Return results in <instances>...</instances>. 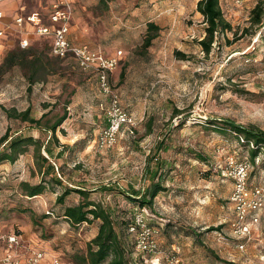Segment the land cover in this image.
<instances>
[{
    "label": "rangeland",
    "instance_id": "1",
    "mask_svg": "<svg viewBox=\"0 0 264 264\" xmlns=\"http://www.w3.org/2000/svg\"><path fill=\"white\" fill-rule=\"evenodd\" d=\"M56 1L15 0L9 6L26 13L39 10L46 16ZM198 1L67 0L75 42H87L111 55L121 51L110 82L135 125L133 133L124 128L110 149L95 144L105 124L100 108L105 98L94 73L80 70L70 57L59 60L49 56L48 39L37 36L29 26L18 27L12 22L0 36V137L19 132L37 139L46 137V133L28 129V123L8 117L9 109L19 112L29 108L35 118L45 113L44 122H53L66 112L56 135L67 148L56 157L62 147L53 145L52 157L62 168L63 183L89 189L109 186V190L91 192L88 198L111 208L120 220L130 221L141 207L119 188L147 186V170L160 166L155 180L159 179L164 189L151 205L142 208L157 231V251H138L133 236L127 234L131 264H168L169 254L188 264L264 261V222L244 250L236 247L230 232L233 186L222 174L224 158L234 155L249 160L250 185L259 183L264 174V152L253 162L250 149L236 133L208 123L229 119L264 131V20L259 27L250 24V11L260 0H247L241 6L233 0H219L232 29L217 35L209 53L199 44L205 36V23L196 9ZM148 22L159 29L152 44L143 50ZM23 38L29 42L25 48L41 51L51 67L45 74H36L31 84L30 70L18 65L1 69L7 53L21 48ZM41 180L33 146L14 163H0V234L30 235L48 243L59 253L62 264H74L71 256L85 250L99 221L70 227L61 214L63 205L55 202L62 187L54 183L55 190L34 197L25 196L19 188L21 181L36 184ZM80 198L71 193L64 205H73Z\"/></svg>",
    "mask_w": 264,
    "mask_h": 264
},
{
    "label": "trees",
    "instance_id": "2",
    "mask_svg": "<svg viewBox=\"0 0 264 264\" xmlns=\"http://www.w3.org/2000/svg\"><path fill=\"white\" fill-rule=\"evenodd\" d=\"M100 1L101 3H106L105 0ZM219 3V0H199L196 4V9L204 18L203 22L205 23V36L199 41L205 53H209L212 43L218 34L232 29L231 24L224 19ZM263 20L264 0H260L250 11V24L259 27L262 25ZM158 29L159 26L154 22L146 24V33L141 44L143 50H146L152 44L153 39L157 36ZM43 38L46 39L47 37ZM47 39L50 42V39ZM30 47H17L8 52L1 64V69L4 68L6 70L13 65L28 69L31 72L30 76H28L29 83L31 84L34 82L36 74L39 72L45 74L51 67H49L47 61H44L41 51L39 52L35 48ZM48 47V55L54 57L50 54V43ZM176 54L183 55L180 52H176ZM54 58L63 60L68 57ZM42 77L40 76L39 81ZM175 113L180 114L181 112L180 110H175ZM30 114L29 108L19 112L15 109L7 111L8 117L28 123V129H37L42 134L46 133V137H38L37 139L31 134L24 135L21 132L14 135H9L8 133L2 135L0 137V163L4 161L14 163L18 156L23 154L29 146H33L34 163H36L41 173L42 180L36 184H30L27 181L19 182V188L22 193L27 197H34L42 194L47 189L55 190L54 183V185L62 187V191L57 195L55 202L56 205H63L61 214L70 227L77 229L84 223L93 224L95 221H99L97 233L86 242L85 250L81 253L75 252L71 256L74 264H131L129 260L131 242H129L127 237V234H129L127 228L131 220L118 219L114 216L111 208L104 207L101 203L88 198L89 194L97 191V189L109 190L111 188L104 185L90 189L76 184H73V186L64 185L62 168L61 166H57L52 160L54 155L53 145L62 147L55 154L56 157H60L63 154V149L67 148L66 145L60 143L56 135V129L67 118L66 112L56 117L53 122L43 121L46 116L45 113L39 118H35ZM208 123H211L209 125H213L216 129L223 131L228 129L236 133L237 136L243 137L242 144L250 149L252 153L250 157L253 162L264 152V131L255 127V125H242L229 119L209 120ZM251 144L252 147L250 146ZM156 165L157 168L155 170H147L150 184L147 186L143 185L138 189H135L133 186H130L129 189L119 188L120 193L131 201H136L141 208L145 204L151 205L157 193L164 189L159 179L155 180L157 169L160 167L158 164ZM71 193L78 194L81 197L80 200L73 205H64L65 198ZM215 258L217 257L215 256Z\"/></svg>",
    "mask_w": 264,
    "mask_h": 264
},
{
    "label": "built area",
    "instance_id": "3",
    "mask_svg": "<svg viewBox=\"0 0 264 264\" xmlns=\"http://www.w3.org/2000/svg\"><path fill=\"white\" fill-rule=\"evenodd\" d=\"M9 1V0H0ZM247 0H233L236 6L243 5ZM0 9V21L4 18ZM71 8L67 0H58L52 4L48 12L50 25L41 23L39 13H32L24 17H17L16 23H30L34 26V33L39 37L50 39V54L54 57H70L82 71L93 72L100 94L105 98L100 105L104 111L105 125L100 129L95 144L99 149H110L116 143L124 128L133 133L135 122L121 106L118 94L110 82L111 73L120 62L121 51L113 55L106 54L102 49L87 43L75 44L69 39ZM3 30L0 29V36ZM29 44L26 38L20 40L21 48ZM241 142L243 138L240 137ZM252 147V144L250 145ZM258 161V158H256ZM263 170V169H262ZM251 165L248 159L227 155L223 161L222 174L232 184L229 202L232 204L234 216L230 221V232L235 239L236 247L244 250L246 242L252 234L258 231V226L264 222V174L260 182L250 185L249 176ZM264 172V171H263ZM128 225V233L134 238V246L140 252L152 253L157 251L155 228L148 222L142 208L132 215ZM2 253L0 264H43L45 250L26 244L21 234L14 231L0 234ZM1 246V245H0ZM168 264H188L175 254L166 256ZM59 258H54L51 264H60ZM256 264H264L260 259Z\"/></svg>",
    "mask_w": 264,
    "mask_h": 264
},
{
    "label": "crops",
    "instance_id": "4",
    "mask_svg": "<svg viewBox=\"0 0 264 264\" xmlns=\"http://www.w3.org/2000/svg\"><path fill=\"white\" fill-rule=\"evenodd\" d=\"M14 1L15 0L1 1L0 2V9H2L3 12H5L4 13V18H3L2 24H1L3 27L0 26V29L3 30V34L6 32V30H8V27H10L9 24L12 25V22L18 27L29 26L30 28L33 29L34 26L32 24H30V23H27V22H25V23L24 22L23 23H16V21H15V19L17 17H24V16L32 14V13H39V16L41 18V23L42 24H44V25H47V24L50 25L51 24L49 19H48V13H46V16H45V14H41V12L39 10H33V11L28 12V13H26L24 9H21L19 11L17 7L13 8V7L9 6ZM70 31H71V26H70ZM71 32H69V36H68L71 42H73L75 44L87 43V42H75L72 39ZM106 54L111 55L109 53H106ZM105 123H106V121H105ZM21 237L26 242V244H28L29 246L37 247V248L39 247V248H42V249L45 250V256H44V258L42 260L43 264H51L52 260L54 258H59V260L61 262V257L59 255V253L53 251L51 249V247L48 246V243L45 244L44 241L33 239L32 236L27 235L25 233H21ZM0 253H2L1 249H0ZM60 264H62V263H60Z\"/></svg>",
    "mask_w": 264,
    "mask_h": 264
}]
</instances>
